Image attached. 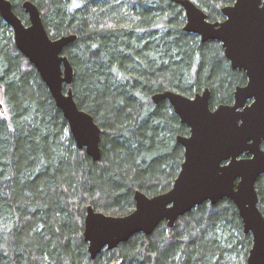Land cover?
<instances>
[{"label":"trees","instance_id":"1","mask_svg":"<svg viewBox=\"0 0 264 264\" xmlns=\"http://www.w3.org/2000/svg\"><path fill=\"white\" fill-rule=\"evenodd\" d=\"M15 12L29 23L22 5ZM52 37L73 33L64 50L79 107L102 129V156L76 146L67 119L0 16V264H246L253 238L236 204L205 202L173 227L160 223L95 259L84 238L88 205L122 216L135 192L169 190L184 161L177 135L189 134L168 100L173 90H211V107L233 103L246 72L220 42L185 30L175 0H31ZM212 21L235 0H193ZM264 147V142H263ZM264 213V176L257 181ZM237 259V260H236Z\"/></svg>","mask_w":264,"mask_h":264},{"label":"water","instance_id":"2","mask_svg":"<svg viewBox=\"0 0 264 264\" xmlns=\"http://www.w3.org/2000/svg\"><path fill=\"white\" fill-rule=\"evenodd\" d=\"M186 16L185 30L203 42L222 44L233 68L243 69L245 85L236 87L233 103L211 107V90L194 96L173 90L155 93V103L168 100L189 134L177 135L184 161L172 187L150 196L136 190L135 208L116 216L88 205L84 238L92 259L113 250L137 233L152 234L162 222L173 227L186 213L205 202L232 200L251 233L246 264H264V213L259 207L257 181L264 176V1L235 0L222 7L223 20L212 21L193 0H175ZM29 23L18 15L11 0H0V16L12 28L17 48L29 59L68 121L77 148L93 159L102 156V129L81 109L72 84L74 67L65 48L76 41L73 33L52 37L40 8L31 0L22 5ZM2 112L4 107L0 105Z\"/></svg>","mask_w":264,"mask_h":264},{"label":"flooded vegetation","instance_id":"3","mask_svg":"<svg viewBox=\"0 0 264 264\" xmlns=\"http://www.w3.org/2000/svg\"><path fill=\"white\" fill-rule=\"evenodd\" d=\"M264 1V0H263ZM225 18V17H224ZM224 49V48H223ZM238 69V68H237ZM243 70V69H242ZM247 75V74H246ZM247 79H248V77H247ZM248 81V80H247ZM247 83V82H246ZM245 85V84H244ZM239 86V85H238ZM235 93V92H234ZM217 106V105H216Z\"/></svg>","mask_w":264,"mask_h":264},{"label":"rangeland","instance_id":"4","mask_svg":"<svg viewBox=\"0 0 264 264\" xmlns=\"http://www.w3.org/2000/svg\"><path fill=\"white\" fill-rule=\"evenodd\" d=\"M27 15V14H26ZM25 21V20H24ZM237 260V259H236ZM114 264V263H113Z\"/></svg>","mask_w":264,"mask_h":264}]
</instances>
